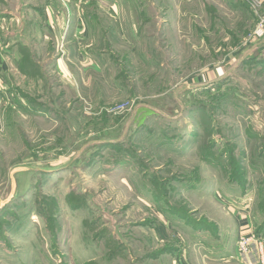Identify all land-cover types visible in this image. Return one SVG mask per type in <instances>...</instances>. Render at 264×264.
Masks as SVG:
<instances>
[{
    "label": "rangeland",
    "instance_id": "374dc122",
    "mask_svg": "<svg viewBox=\"0 0 264 264\" xmlns=\"http://www.w3.org/2000/svg\"><path fill=\"white\" fill-rule=\"evenodd\" d=\"M53 1L0 0V264H224L186 244L218 194L264 237V0L82 6L101 19L64 63L85 82L55 71Z\"/></svg>",
    "mask_w": 264,
    "mask_h": 264
},
{
    "label": "crops",
    "instance_id": "0c3cea01",
    "mask_svg": "<svg viewBox=\"0 0 264 264\" xmlns=\"http://www.w3.org/2000/svg\"><path fill=\"white\" fill-rule=\"evenodd\" d=\"M63 2H61L60 0H54L53 2H51V5L49 6V4L47 5V13L41 16V20L44 22H48L49 24H55V23H63V24H67L69 23L70 29L68 31H66L67 34L64 35V37L66 36L68 39L67 40H73V43H69L68 41H64L67 42V46L66 44H63V48L61 49L60 45L62 43V41L58 42V49L60 48L61 50L59 52H57L59 54V56H61L60 58H57V63H55L56 67H55V71L62 77H65L66 79H71L72 82H85L84 78H83V73L80 74L81 69H77V74L75 73H71L68 64L64 63L65 60L70 61V63L72 64L74 61L77 65H82L83 67H85L84 64L85 62L81 60L80 57V50H79V44L77 43V40L80 42L81 38L84 39H90L92 37V32H95L94 29V23L96 21H100L99 19V15L96 14V12L98 11L99 7L102 5H107L109 7H114V6H127L126 4L129 3V5H133V1L134 0H125L124 3L125 5L121 4L119 1L120 0H70L68 1L69 3H67L65 0H62ZM136 1V0H135ZM138 3L140 5L145 6L142 1L137 0ZM58 7V8H62V7H66V8H70L72 7L74 9V11H69L67 14L63 13L62 15H55L53 14V10H51V7ZM82 6L84 7H90L93 6L94 8H98L95 11H90L89 12V16L85 17V16H81L80 15V10L79 8H81ZM147 6V4H146ZM69 10V9H68ZM52 12V13H50ZM109 17V18H108ZM107 17V21H109L110 18H113L115 20L118 21L121 20V15H108ZM120 17V18H119ZM118 18V19H117ZM111 19L112 21H115ZM128 21L130 22V18L128 19ZM90 24V26H89ZM45 26L49 29V31L54 32L53 29H51L52 26H48V24H45ZM62 29H64L62 27ZM113 29V28H111ZM55 33V32H54ZM107 28H104L103 30V34L105 35V39H108L107 36ZM62 37V36H61ZM59 37V38H61ZM63 38V37H62ZM83 41V40H82ZM108 41V40H107ZM93 43L89 44L92 45ZM69 46V47H68ZM65 47V48H64ZM89 47V46H87ZM57 51V50H56ZM10 53V52H9ZM109 55V53L107 54ZM67 56V57H66ZM72 57L73 60H71ZM91 57V58H90ZM90 58V59H89ZM89 60L87 61V68L88 69H94L93 71H97L98 73H100L98 70H96L97 68V64H96V59L95 57H92V55H89ZM4 63L0 57V73L2 72V68L4 67ZM36 65H31L30 67V71H32V69L34 68V70H36L35 67ZM86 71L85 69H83V72ZM28 77V75H26ZM43 78V77H42ZM44 80V78H43ZM70 81V80H68ZM70 81V82H71ZM6 83L9 84V82H0V93L3 92V89H6ZM77 85V84H76ZM51 87V86H50ZM94 86H88V89H93ZM96 88V87H95ZM9 89L12 91L11 86L9 87ZM78 89V86H77ZM15 91V93H17L19 95L20 91H18V89L13 90ZM32 99V97H28V100ZM220 195L219 199L222 200H218L222 206V210H223V214L220 217V219L214 220V225H215V230L213 233H211V231L209 230H205V229H195L193 231L189 232V236H188V243L186 244H200V248L201 249H205L206 251H208L207 253H209L210 258L213 259H219L221 262H223L224 264H259L258 263V259L256 256V252L254 253L253 256L250 257H240L237 254V242H238V238H239V232L240 231H253V222L251 219V216L249 215V205H244V204H239L238 201L241 200L240 198H238L239 196L236 195H222V194H218ZM222 201V202H221ZM190 227V226H189ZM191 229V228H189ZM233 231L235 232V236L233 237V239L229 241V234L228 231ZM189 231V230H188ZM196 240L197 243H194L193 240ZM232 243V244H231ZM185 256H187V259L190 260V262H193V258H192V254L189 251V256H188V252L185 249ZM206 253V252H205ZM186 258V257H185ZM188 261V260H187ZM200 262V261H199Z\"/></svg>",
    "mask_w": 264,
    "mask_h": 264
},
{
    "label": "built area",
    "instance_id": "2783aa9c",
    "mask_svg": "<svg viewBox=\"0 0 264 264\" xmlns=\"http://www.w3.org/2000/svg\"><path fill=\"white\" fill-rule=\"evenodd\" d=\"M254 35L258 39L264 38V18L255 28ZM2 112V99L0 96V113ZM256 252L259 264H264V237L256 235L253 231H244L237 242V254L240 257H250Z\"/></svg>",
    "mask_w": 264,
    "mask_h": 264
},
{
    "label": "trees",
    "instance_id": "16d2710c",
    "mask_svg": "<svg viewBox=\"0 0 264 264\" xmlns=\"http://www.w3.org/2000/svg\"><path fill=\"white\" fill-rule=\"evenodd\" d=\"M30 56L27 58L26 57V59H28V62H29V64H30V67H31V65H35V62H34V60H33V56H31V54H29ZM29 101H30V99H29ZM239 198V197H238ZM187 222V221H186ZM190 222V221H189ZM210 228H212V229H210ZM198 230L199 229H205V230H209V231H213V230H215V225H211V224H207L206 226H204V227H198L197 228ZM261 232V231H260ZM259 235H262L261 233H258V236Z\"/></svg>",
    "mask_w": 264,
    "mask_h": 264
}]
</instances>
